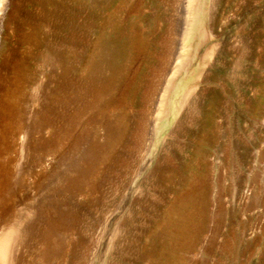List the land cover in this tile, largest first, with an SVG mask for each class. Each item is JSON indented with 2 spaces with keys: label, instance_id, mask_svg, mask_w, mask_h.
Masks as SVG:
<instances>
[{
  "label": "rangeland",
  "instance_id": "374dc122",
  "mask_svg": "<svg viewBox=\"0 0 264 264\" xmlns=\"http://www.w3.org/2000/svg\"><path fill=\"white\" fill-rule=\"evenodd\" d=\"M186 1L9 0L7 264H264V0Z\"/></svg>",
  "mask_w": 264,
  "mask_h": 264
},
{
  "label": "bare ground",
  "instance_id": "6f19581e",
  "mask_svg": "<svg viewBox=\"0 0 264 264\" xmlns=\"http://www.w3.org/2000/svg\"><path fill=\"white\" fill-rule=\"evenodd\" d=\"M186 1V0H185ZM8 2H9V0H0V29H1V23H2V20H3V15H2V13L4 12V8L6 7V5L8 4ZM195 2V1H194ZM10 3V2H9ZM185 10L184 11H186L185 13H186V19L185 20H187L186 21V23H185V28H184V34H183V37H184V39L187 37V31H188V27H189V21H190V19H191V15H192V5H193V3H192V0H187L186 2H185ZM115 24V23H114ZM186 26H187V28H186ZM185 29H186V31H185ZM20 36V35H19ZM21 39H23L22 37H21ZM22 41V40H21ZM34 42V41H33ZM32 42V43H33ZM28 43V42H27ZM28 45V44H27ZM30 45V44H29ZM180 49H182V48H180ZM179 54H180V52H179ZM14 55V54H13ZM16 59V58H15ZM52 59V58H51ZM130 59V58H129ZM13 61V60H12ZM19 63V62H18ZM55 63V62H54ZM29 73V72H28ZM29 74H31V73H29ZM9 75V74H8ZM10 76V75H9ZM19 77V76H18ZM8 79V78H7ZM10 79V78H9ZM8 79V80H9ZM7 80V81H8ZM10 81V80H9ZM22 81V80H21ZM20 82V81H19ZM6 83V82H5ZM4 83V84H5ZM9 83V82H8ZM7 83V84H8ZM12 83V82H11ZM12 86V85H11ZM24 86V85H23ZM15 87V86H14ZM10 88V87H9ZM2 89V88H1ZM20 90V89H19ZM5 91V90H4ZM8 92H6L5 93V95H3L4 97L2 98V100H1V103H0V105H1V108H2V111H7L8 110V108H9V106L11 105V102H12V97H13V95L11 94V93H9V91L10 90H7ZM56 93V92H55ZM56 95V94H55ZM52 97V96H51ZM19 101V100H18ZM18 104V103H17ZM19 105V104H18ZM14 112V111H13ZM17 112H18V110H17ZM12 113V112H11ZM1 115V114H0ZM12 116V115H11ZM15 115H13V117H14ZM18 117H20V116H18ZM15 118V117H14ZM38 119L40 118V117H37ZM2 119H4V118H2ZM2 119H1V121H2ZM9 118H7V120H8ZM19 119V118H18ZM40 120V119H39ZM0 121V122H1ZM5 121V120H4ZM10 121V120H9ZM41 121V120H40ZM7 122V121H6ZM15 122V121H14ZM3 122H1V124H2ZM1 124H0V126H1ZM39 124V123H38ZM14 125V124H13ZM15 126V125H14ZM13 126V127H14ZM19 127V126H18ZM21 128V127H20ZM42 128V127H41ZM53 128V127H52ZM37 129V128H36ZM14 130V129H13ZM23 130V129H22ZM21 130V131H22ZM40 130V129H39ZM16 131V130H15ZM20 131V130H19ZM26 131V130H25ZM11 132H13L12 130H11ZM3 133V132H2ZM5 133H7V132H5ZM9 134V133H8ZM4 135V134H3ZM11 135V134H10ZM25 134L23 133V136H24ZM27 136V135H26ZM5 137V136H4ZM3 138V137H2ZM0 139H1V137H0ZM9 139V138H8ZM3 140H5V139H3ZM21 141V140H20ZM39 142V141H38ZM37 142V143H38ZM1 143V142H0ZM25 143H27V142H25ZM40 143V142H39ZM55 143V142H54ZM43 145V144H42ZM50 145V144H49ZM53 145V144H52ZM5 146V145H4ZM25 146H26V144H25ZM47 146H48V144H47ZM36 147H38V146H36ZM8 148V147H7ZM39 148V147H38ZM4 149H6V148H4ZM3 150V149H2ZM49 150V149H48ZM25 151V150H24ZM37 154V153H36ZM39 154H41V153H39ZM35 167V166H34ZM1 169V168H0ZM1 172V171H0ZM7 172V171H6ZM2 174L0 173V176H1ZM7 175V174H6ZM6 177V176H5ZM37 181H39L38 179H37ZM0 182H1V180H0ZM2 192V191H1ZM4 192V191H3ZM3 194V193H2ZM14 196V195H13ZM11 198V197H10ZM192 203V202H191ZM190 203V204H191ZM4 205H7V204H4ZM4 205H2V206H4ZM6 207V206H5ZM2 208H4V207H2ZM13 209V208H12ZM11 209V210H12ZM4 210V209H3ZM23 210V209H22ZM21 210V211H22ZM188 210V209H187ZM2 211V210H1ZM26 211V210H25ZM190 211V210H189ZM2 213V212H1ZM12 213V212H11ZM183 214V213H182ZM185 214V213H184ZM10 215V214H9ZM7 216V215H6ZM19 217V216H18ZM8 219V218H7ZM6 220V219H5ZM187 222V221H186ZM6 223H8V222H6ZM11 223V222H10ZM13 223V222H12ZM185 223V222H184ZM3 225H4V223H2ZM0 226H2V225H0ZM5 226V225H4ZM25 224H24V221L21 219V217L18 219L17 218V220L15 221V223L14 224H10L9 226H6V228H7V230L5 231V229H4V227L2 228V229H4L3 231H1L2 232V235H0V263L1 264H7L8 262V257H9V251H10V249H11V247H10V243H11V239H13L14 238V236H15V239H16V237H17V235L18 236H22L23 234H25V232H26V230H27V228H25ZM182 227V226H181ZM185 228V227H184ZM1 229V230H2ZM186 229V228H185ZM182 230V229H181ZM4 232V233H3ZM43 234V233H42ZM46 234V233H45ZM26 235V234H25ZM27 236V235H26ZM43 236V235H42ZM24 237V236H23ZM19 239V238H18ZM46 239V238H45ZM21 240V239H20ZM44 240V239H43ZM42 240V241H43ZM17 241V240H16ZM45 243V242H44ZM55 244V243H54ZM52 246V245H51ZM48 247V246H47ZM52 248V247H51ZM46 249V248H45ZM53 249H55L54 247L52 248V250ZM58 250V249H57ZM55 251V250H54ZM59 251V250H58ZM43 253V252H42ZM44 253H45V255L44 256H46V252L44 251ZM43 256V257H44ZM12 258V257H11Z\"/></svg>",
  "mask_w": 264,
  "mask_h": 264
}]
</instances>
